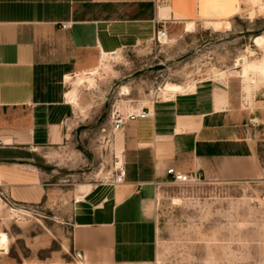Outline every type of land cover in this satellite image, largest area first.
<instances>
[{
    "label": "crops",
    "instance_id": "obj_1",
    "mask_svg": "<svg viewBox=\"0 0 264 264\" xmlns=\"http://www.w3.org/2000/svg\"><path fill=\"white\" fill-rule=\"evenodd\" d=\"M159 2L0 0V189L12 201L34 205L48 194L34 154L74 138L85 110L67 93H81L73 80L98 67L101 50L116 51L117 58L155 39L162 21L184 24L171 19L173 7L171 18L163 19ZM63 22L73 25L64 29ZM109 67L96 69L95 85L85 84L83 93L129 95L120 84L125 71L107 72ZM246 93L241 76L208 78L196 82L193 92L149 102L151 116L117 131L111 120L109 141L127 175L122 183L95 184L86 194L74 190L66 222L72 226L70 249L83 253L82 264H146L156 258L158 193L171 167L210 180L264 178V86L251 89L250 100Z\"/></svg>",
    "mask_w": 264,
    "mask_h": 264
},
{
    "label": "rangeland",
    "instance_id": "obj_2",
    "mask_svg": "<svg viewBox=\"0 0 264 264\" xmlns=\"http://www.w3.org/2000/svg\"><path fill=\"white\" fill-rule=\"evenodd\" d=\"M159 1L170 4L171 19L184 24L173 26L167 19L169 40L146 41L119 52L115 62L106 61L107 72L125 71L120 84H128L129 95L83 93L86 87H81L79 102L85 112L79 113L80 125L88 126L81 140H76V129L69 144L34 154L46 173L45 199L34 205L17 203L0 189V264H82L70 249L72 226L66 221L75 189L86 194L113 178L111 119L108 115L99 121L106 111L103 101L110 103L108 112L113 104L123 112L133 111L139 102L163 99L160 88L169 83L224 81L240 77L245 66L260 78L257 83L244 82L247 99H252L251 89L264 86V46L255 40L264 34V0ZM188 19L196 21L192 32L186 31ZM160 64L166 68L148 69ZM103 76L96 77L97 85ZM81 77L85 76L73 81ZM157 227L156 258L146 264H264V178L229 182L198 173L191 184L167 179L159 188Z\"/></svg>",
    "mask_w": 264,
    "mask_h": 264
},
{
    "label": "built area",
    "instance_id": "obj_3",
    "mask_svg": "<svg viewBox=\"0 0 264 264\" xmlns=\"http://www.w3.org/2000/svg\"><path fill=\"white\" fill-rule=\"evenodd\" d=\"M72 25H73L72 22L61 23V27L64 29L71 28ZM168 33H169V28L167 27L166 23L162 21L160 27L157 29V37H155V39L157 38L158 41H160V37L165 36ZM115 54H116V51L104 52L101 50L100 63L101 61L115 62V60L117 59L115 57ZM157 100H159V98L153 100V102H156ZM151 115L152 114H151L150 109L146 106V104L141 103V102L138 103V108H136L133 111H128L126 113L121 110V107L116 106V104H113L111 106V110H109V116L111 120L113 121V131L119 130L122 127V125L127 121L136 120L137 118H145ZM114 159H115L114 172H113V178L111 182L122 183L126 179L127 168L125 166V163L121 161L120 157L116 153L114 154ZM167 174H168L169 180L172 183H177V184H191L198 180L197 172L184 173V172L176 170L174 167L169 168L167 170ZM1 194H5V193L1 192ZM6 197L8 198L7 195ZM74 259L82 263L83 253L81 251L74 252Z\"/></svg>",
    "mask_w": 264,
    "mask_h": 264
},
{
    "label": "bare ground",
    "instance_id": "obj_4",
    "mask_svg": "<svg viewBox=\"0 0 264 264\" xmlns=\"http://www.w3.org/2000/svg\"><path fill=\"white\" fill-rule=\"evenodd\" d=\"M171 12H172V6L170 4H162L160 6V16L163 19H165V20L170 19L171 18ZM185 24H186V31L187 32H192L195 30V27H196V21L195 20L188 19V20H186ZM169 39H170L169 33L165 36L160 37V41H162V40L167 41ZM255 40H256V42H258L259 44L264 46V34H259L258 36L255 37ZM116 56H117V52L115 54V57ZM107 64H109V63H107L105 61H101V63L98 65V67L95 68V70L99 69V71H101V70L103 71V70H105L104 68L106 67ZM95 70L94 71L91 70V71L83 73L81 75V76L87 75V76H91V77H89V78L82 77V78L78 79L77 84L79 85V87L80 86L82 87L85 84L90 85L92 87L95 85L96 80H95V77H93V76H96L99 74V72L95 74ZM239 73H240V76L243 77L244 82H248L249 80H251L253 83H257L258 79H260L259 77H257V74L255 73V71H250V69L247 66L243 67V69H241V71ZM86 81H88V83H85ZM195 90H196V82H192L191 84H189L187 86L182 85V84H178V83H169L166 85V88L164 90H162L161 95L163 96V99H169V98L175 96L180 91H188V92L192 91L193 92ZM122 91L124 92L123 94H130L129 86L124 84L122 86ZM153 94H155V93H153ZM67 96H68V99L70 101L74 102L76 105H78V107H82L80 102H79V98L81 96V93L79 92L78 88H74L73 90L68 92ZM116 106L120 107L119 104H116ZM80 197H78V199Z\"/></svg>",
    "mask_w": 264,
    "mask_h": 264
},
{
    "label": "water",
    "instance_id": "obj_5",
    "mask_svg": "<svg viewBox=\"0 0 264 264\" xmlns=\"http://www.w3.org/2000/svg\"><path fill=\"white\" fill-rule=\"evenodd\" d=\"M166 68V64H160V65H154V66H150L148 69L149 70H160V69H165ZM144 71H138L136 73V75H139L141 73H143ZM110 108V103L107 102L106 103V111L104 112V114L102 115V117L100 118V123L104 120V118H106L109 115L108 109ZM88 128L87 125L82 124L77 128V140L78 142L81 140V132L82 130ZM42 167L46 170H51L54 168V166H50V165H42Z\"/></svg>",
    "mask_w": 264,
    "mask_h": 264
}]
</instances>
